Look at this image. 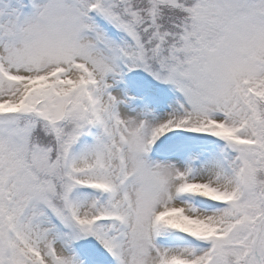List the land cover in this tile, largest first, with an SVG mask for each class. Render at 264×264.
I'll return each mask as SVG.
<instances>
[{
  "label": "snow or ice",
  "instance_id": "obj_1",
  "mask_svg": "<svg viewBox=\"0 0 264 264\" xmlns=\"http://www.w3.org/2000/svg\"><path fill=\"white\" fill-rule=\"evenodd\" d=\"M0 264H264V0H0Z\"/></svg>",
  "mask_w": 264,
  "mask_h": 264
}]
</instances>
